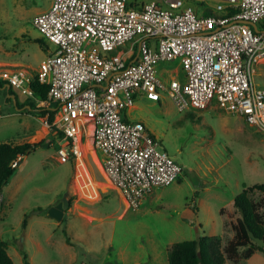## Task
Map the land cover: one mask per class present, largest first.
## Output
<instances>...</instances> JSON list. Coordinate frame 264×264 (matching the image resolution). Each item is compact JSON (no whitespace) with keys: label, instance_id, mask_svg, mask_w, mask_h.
Listing matches in <instances>:
<instances>
[{"label":"rangeland","instance_id":"rangeland-1","mask_svg":"<svg viewBox=\"0 0 264 264\" xmlns=\"http://www.w3.org/2000/svg\"><path fill=\"white\" fill-rule=\"evenodd\" d=\"M210 3L206 0L205 6ZM50 5V0H0V70L25 67L34 74L56 49L48 42L45 50L34 41L42 36L33 20ZM177 69L182 71L179 60L157 66L162 79ZM254 82L264 89V62L256 66ZM16 92L17 103L23 104L25 96ZM5 93L0 91V142L45 139L0 189V238L15 264H25V253L30 264H169L174 243L202 235L221 236L225 248L241 217L234 206L236 195L248 186L264 184V131L257 126L217 103L180 111L167 96L160 102L139 96L127 118L143 122L146 131L159 139L160 149L182 165L180 178L153 188L137 208L129 209L91 143L93 150H88L84 163L94 179L89 185L97 191L82 194L78 157L62 163L53 127L38 111L16 108L5 100ZM83 133L85 142L92 139ZM252 196L264 200L262 192ZM38 208L42 209L33 211ZM244 251L240 248L226 262L264 264L263 250L252 258H245Z\"/></svg>","mask_w":264,"mask_h":264},{"label":"built area","instance_id":"built-area-1","mask_svg":"<svg viewBox=\"0 0 264 264\" xmlns=\"http://www.w3.org/2000/svg\"><path fill=\"white\" fill-rule=\"evenodd\" d=\"M50 1L33 23L56 49L34 74L22 67L0 78L27 98H35V79L50 84L37 106L59 103L51 124L59 160L78 157L91 128L107 178L129 208L183 172L143 122L127 118L137 96H167L180 111L217 103L264 131V89L254 82L264 62V0H215L208 14L187 0ZM174 60L182 71L162 79L158 64Z\"/></svg>","mask_w":264,"mask_h":264},{"label":"trees","instance_id":"trees-1","mask_svg":"<svg viewBox=\"0 0 264 264\" xmlns=\"http://www.w3.org/2000/svg\"><path fill=\"white\" fill-rule=\"evenodd\" d=\"M34 41L39 43L43 49H48V44L43 37H36ZM8 83L0 79V86ZM35 98H28L25 104L30 110L38 111L41 118H45L51 125L58 113L59 103L49 101L45 107H37V100H48L49 83H41L37 79L33 82ZM12 92V88L10 89ZM54 140V139H53ZM48 139V144L53 143ZM45 139L30 143H9L0 142V189L7 185L16 175L18 162L24 157L43 145ZM255 191L264 193V184H254L244 188L234 199V206L240 212L241 217L235 226V235L229 244L223 248L221 236L202 235L194 240H183L174 243L171 247L168 262L169 264H228L226 258L233 259L239 254L240 248H244L245 258H250L257 249L264 251V246L257 244L250 237V232L264 240V200H255L252 194ZM70 201L67 203L66 212L69 210ZM42 208L34 209L41 210ZM197 210V209H196ZM67 218L63 219L65 222ZM27 226V218L23 221ZM66 232V231H65ZM69 240V239H68ZM70 241V240H69ZM25 264H30L28 255L25 253ZM0 264H15L7 252L6 241L0 238Z\"/></svg>","mask_w":264,"mask_h":264},{"label":"crops","instance_id":"crops-1","mask_svg":"<svg viewBox=\"0 0 264 264\" xmlns=\"http://www.w3.org/2000/svg\"><path fill=\"white\" fill-rule=\"evenodd\" d=\"M150 0H131L130 1V4L134 7H140L142 6L144 3L148 2ZM217 1V0H216ZM189 5H192L194 7V9L196 10V12L198 13H201V14H208V13H212L213 10H214V6H215V0H212V3L208 4L209 6H205L206 4V0H187L186 1ZM208 8H211V10H209ZM49 56V55H48ZM47 56V57H48ZM137 57V54L135 55V58ZM47 59V58H46ZM45 59V60H46ZM43 63V62H42ZM41 63V64H42ZM41 67V65H40ZM40 69V68H39ZM3 70V69H2ZM0 70V72L2 71ZM37 71V70H36ZM1 79V78H0ZM7 85L8 83L5 82L4 85L0 86V91L2 92V94L4 93V91L6 92L5 93V100L7 101H11L13 103V105L18 108L19 106L22 107H27L29 110H30V106L26 105L25 104V101L28 99L27 97H24L26 100L23 102V104H20V103H17V98L18 95H17V92L16 90H14L13 87L10 86V88L8 89L7 88ZM12 88V92L10 91V89ZM14 95V97H13ZM139 96L136 97V99L138 98ZM142 97V96H141ZM54 102V101H53ZM38 107V106H37ZM1 126V124H0ZM5 142V141H4ZM258 251H261L260 249H257L254 254L250 257L252 258Z\"/></svg>","mask_w":264,"mask_h":264},{"label":"bare ground","instance_id":"bare-ground-1","mask_svg":"<svg viewBox=\"0 0 264 264\" xmlns=\"http://www.w3.org/2000/svg\"><path fill=\"white\" fill-rule=\"evenodd\" d=\"M89 130H87L88 136H90L92 133L91 128ZM87 138H89V137H87ZM91 143H92V139H87L86 142L83 141L80 144V150H79L80 154H79L78 159H77V168H78L77 178H78V187H79L80 193H82V194L88 193L90 195H94L95 191H97L95 189V185L94 184H92V186L89 185V183L93 182L94 179L90 173L88 166L84 163V158L86 156V153L89 152L88 150H93ZM96 161H97V159H96ZM127 206L129 208L128 203H127Z\"/></svg>","mask_w":264,"mask_h":264},{"label":"water","instance_id":"water-1","mask_svg":"<svg viewBox=\"0 0 264 264\" xmlns=\"http://www.w3.org/2000/svg\"><path fill=\"white\" fill-rule=\"evenodd\" d=\"M252 25H253V27H254L255 30H258L256 24H252ZM7 88H8V89L10 88V85H9V84L7 85ZM13 97H14V95H13ZM18 163H21V162L19 161ZM197 223L199 224V222H197ZM249 234H250V237H251L252 239H254V241H255L257 244H259V245H261V246H264V240H263V239L256 237V236L254 235L253 232H250Z\"/></svg>","mask_w":264,"mask_h":264}]
</instances>
